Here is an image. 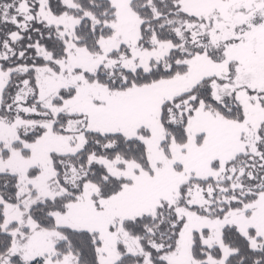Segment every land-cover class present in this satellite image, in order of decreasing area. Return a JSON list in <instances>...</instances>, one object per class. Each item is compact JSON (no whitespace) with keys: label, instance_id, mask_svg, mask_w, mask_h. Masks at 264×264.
<instances>
[{"label":"snow or ice","instance_id":"snow-or-ice-1","mask_svg":"<svg viewBox=\"0 0 264 264\" xmlns=\"http://www.w3.org/2000/svg\"><path fill=\"white\" fill-rule=\"evenodd\" d=\"M0 264H264V0H0Z\"/></svg>","mask_w":264,"mask_h":264}]
</instances>
